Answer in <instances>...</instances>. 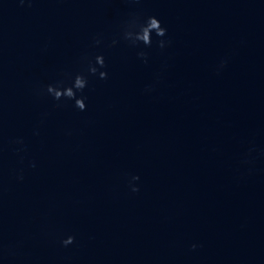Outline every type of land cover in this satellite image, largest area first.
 I'll return each instance as SVG.
<instances>
[{"label":"water","instance_id":"obj_1","mask_svg":"<svg viewBox=\"0 0 264 264\" xmlns=\"http://www.w3.org/2000/svg\"><path fill=\"white\" fill-rule=\"evenodd\" d=\"M100 52L86 111L41 94ZM0 264H264V0H0Z\"/></svg>","mask_w":264,"mask_h":264},{"label":"clouds","instance_id":"obj_2","mask_svg":"<svg viewBox=\"0 0 264 264\" xmlns=\"http://www.w3.org/2000/svg\"><path fill=\"white\" fill-rule=\"evenodd\" d=\"M25 0H20L23 4ZM139 3V0H136ZM155 37V39H154ZM168 37V29L163 25V22L156 15L133 14L122 25L120 30L119 40H112L111 46H116L119 41H123L128 47L137 49L136 55L142 59L144 63L148 62V51L153 44L161 49H166L171 41ZM102 44L101 39L96 38L93 46L98 47ZM82 68L73 74H65L63 78L56 80L53 83L45 85L41 89V94L50 97L56 102H72V106L84 112L88 108V97L85 90L88 89L90 79L96 77L100 80H107L109 78L108 66L105 55L100 52L94 55H85L81 57ZM226 61H221L217 71L222 69ZM16 143L23 144V140H18ZM35 167V164L32 165ZM23 179L21 175L18 177ZM140 177L138 175L132 176L129 181V187L132 192H139L140 188L138 182ZM75 236L69 235L62 239L61 243L64 247H68L75 242ZM193 248L196 245L192 246Z\"/></svg>","mask_w":264,"mask_h":264}]
</instances>
